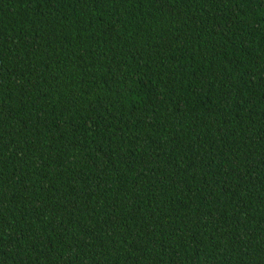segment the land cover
Masks as SVG:
<instances>
[{
	"label": "trees",
	"instance_id": "1",
	"mask_svg": "<svg viewBox=\"0 0 264 264\" xmlns=\"http://www.w3.org/2000/svg\"><path fill=\"white\" fill-rule=\"evenodd\" d=\"M0 264H264V0H0Z\"/></svg>",
	"mask_w": 264,
	"mask_h": 264
}]
</instances>
